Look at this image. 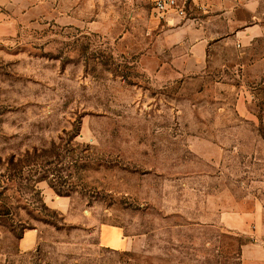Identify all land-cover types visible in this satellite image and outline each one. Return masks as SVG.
Listing matches in <instances>:
<instances>
[{
    "label": "rangeland",
    "instance_id": "374dc122",
    "mask_svg": "<svg viewBox=\"0 0 264 264\" xmlns=\"http://www.w3.org/2000/svg\"><path fill=\"white\" fill-rule=\"evenodd\" d=\"M22 20L0 41V264H264V73L186 71L196 9L37 0Z\"/></svg>",
    "mask_w": 264,
    "mask_h": 264
},
{
    "label": "crops",
    "instance_id": "0c3cea01",
    "mask_svg": "<svg viewBox=\"0 0 264 264\" xmlns=\"http://www.w3.org/2000/svg\"><path fill=\"white\" fill-rule=\"evenodd\" d=\"M36 2L0 0V41L18 33L21 18L24 21L27 14L30 16ZM263 3L264 0H197L196 29L192 28L193 22L192 26L186 24L175 32L191 63V66L186 63V71L196 68V76L200 78L220 72L248 73L255 68L264 73ZM182 59L185 61L186 56ZM26 235L30 237L27 239ZM101 237L103 243L110 240L111 245L123 246L126 242L122 227L106 228ZM37 242L36 231H28L20 246L28 251Z\"/></svg>",
    "mask_w": 264,
    "mask_h": 264
},
{
    "label": "built area",
    "instance_id": "2783aa9c",
    "mask_svg": "<svg viewBox=\"0 0 264 264\" xmlns=\"http://www.w3.org/2000/svg\"><path fill=\"white\" fill-rule=\"evenodd\" d=\"M154 17L167 25H178L190 21L197 0H139Z\"/></svg>",
    "mask_w": 264,
    "mask_h": 264
}]
</instances>
